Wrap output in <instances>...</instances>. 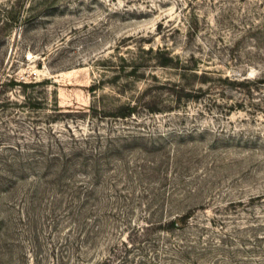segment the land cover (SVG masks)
I'll use <instances>...</instances> for the list:
<instances>
[{
	"label": "rangeland",
	"instance_id": "rangeland-1",
	"mask_svg": "<svg viewBox=\"0 0 264 264\" xmlns=\"http://www.w3.org/2000/svg\"><path fill=\"white\" fill-rule=\"evenodd\" d=\"M0 264H264V0H0Z\"/></svg>",
	"mask_w": 264,
	"mask_h": 264
}]
</instances>
